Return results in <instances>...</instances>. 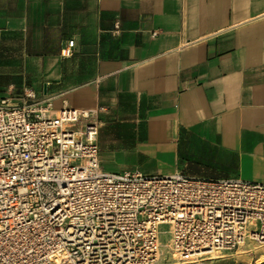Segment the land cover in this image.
<instances>
[{"label": "crops", "instance_id": "1", "mask_svg": "<svg viewBox=\"0 0 264 264\" xmlns=\"http://www.w3.org/2000/svg\"><path fill=\"white\" fill-rule=\"evenodd\" d=\"M24 89L92 113L102 171L264 184V0H0Z\"/></svg>", "mask_w": 264, "mask_h": 264}, {"label": "built area", "instance_id": "2", "mask_svg": "<svg viewBox=\"0 0 264 264\" xmlns=\"http://www.w3.org/2000/svg\"><path fill=\"white\" fill-rule=\"evenodd\" d=\"M22 93L0 97V264H157L162 248L188 264L264 244V184L102 171L90 111Z\"/></svg>", "mask_w": 264, "mask_h": 264}, {"label": "rangeland", "instance_id": "3", "mask_svg": "<svg viewBox=\"0 0 264 264\" xmlns=\"http://www.w3.org/2000/svg\"><path fill=\"white\" fill-rule=\"evenodd\" d=\"M167 231V226L160 227L159 237L162 244H166L168 240ZM162 253L163 255L157 264H182L167 248H162ZM188 264H264V244L247 242L236 251L222 252L215 258Z\"/></svg>", "mask_w": 264, "mask_h": 264}, {"label": "bare ground", "instance_id": "4", "mask_svg": "<svg viewBox=\"0 0 264 264\" xmlns=\"http://www.w3.org/2000/svg\"><path fill=\"white\" fill-rule=\"evenodd\" d=\"M217 255H218V253H210V254H208V258H215V257H217Z\"/></svg>", "mask_w": 264, "mask_h": 264}]
</instances>
